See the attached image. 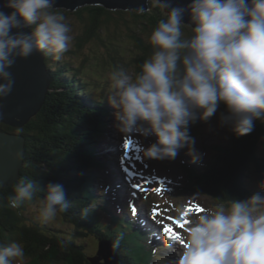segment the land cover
Masks as SVG:
<instances>
[{
	"label": "clouds",
	"instance_id": "clouds-1",
	"mask_svg": "<svg viewBox=\"0 0 264 264\" xmlns=\"http://www.w3.org/2000/svg\"><path fill=\"white\" fill-rule=\"evenodd\" d=\"M166 13L149 37L153 48L141 71L123 67L110 73L107 101L117 111V130L124 136H155L143 156L175 160L187 148L192 163L202 158L190 135V125L208 122L220 105L221 126L237 136L250 134L254 122L264 123V0H192L172 7L168 0H149ZM2 9H11L5 12ZM143 14L145 9H136ZM185 12L190 23H183ZM191 28L185 36L183 27ZM24 29H30L25 32ZM15 30V31H13ZM72 28L56 0H4L0 5V99L12 92L10 68L17 58L33 53L62 60L72 45ZM20 159V153H16ZM264 189V181L260 182ZM35 179L21 178L8 206L20 208L34 200L38 219L53 220L69 202L60 184L49 183L47 195ZM0 206H3L0 202ZM35 206V205H34ZM191 217L182 249L168 264H264V190L225 208H202ZM182 217L183 209H177ZM122 234L113 243L118 248ZM167 247L171 248L172 241ZM157 250H153L156 255ZM26 264L21 243L0 245V264Z\"/></svg>",
	"mask_w": 264,
	"mask_h": 264
},
{
	"label": "trees",
	"instance_id": "trees-1",
	"mask_svg": "<svg viewBox=\"0 0 264 264\" xmlns=\"http://www.w3.org/2000/svg\"><path fill=\"white\" fill-rule=\"evenodd\" d=\"M59 9L65 15L71 13L78 17L74 25L82 32L72 43L75 49H69L66 54L70 59L62 61L46 56L54 81L41 111L20 129L0 121V130L19 132L27 137V153L20 179H35L43 189L37 196L44 198L47 185L53 183L62 185L67 194L65 196L73 198L72 210L65 211L62 216V221L71 229L66 239L60 233L65 232L61 227L51 228V225L29 219L26 211L38 203L36 200L25 202L18 209L9 207L7 198L15 194L16 183L0 190V202L3 204L0 206V245L15 241L21 243L25 258L33 260L35 264H90L83 253L85 246L79 244L76 235H98L99 230H104V225L98 223L100 215L93 207L102 200L99 196L95 197L91 184L97 177L95 170H105V167L93 157V149L99 136L107 137L106 118L111 113L106 111L105 106L109 82L99 94L95 93L94 87L101 83V79L88 70L105 72L108 71L106 67L115 70L134 64L135 72L139 73L142 64L153 52L149 37L159 20L166 18V13L152 4L143 14L134 10L106 9L101 5H87L75 12ZM124 24L126 30L129 29L127 37L134 41L135 48L140 49L129 50L130 58H127L122 47L127 43L110 29L112 25L121 27ZM187 29L185 25L183 32ZM188 33L191 35V31ZM188 33L184 32V35L187 37ZM93 41L107 50L106 56L95 52L93 56L81 58L84 46ZM90 61L94 65L89 64ZM254 124L250 134L231 141L212 171L210 166L206 167L209 163L202 159L199 162H203L204 167L196 163L188 168L187 164L188 182L193 191L211 195L225 205L234 199L241 200L238 197L244 189L249 193L246 175L264 173V123L257 120ZM199 176L205 179L197 182ZM101 206L107 208L104 201ZM142 236L139 231L134 233L135 239H125L124 236L125 242L119 248L123 258L121 264H137L136 261H127L132 257L130 253L147 250Z\"/></svg>",
	"mask_w": 264,
	"mask_h": 264
},
{
	"label": "rangeland",
	"instance_id": "rangeland-1",
	"mask_svg": "<svg viewBox=\"0 0 264 264\" xmlns=\"http://www.w3.org/2000/svg\"><path fill=\"white\" fill-rule=\"evenodd\" d=\"M135 11V10H134ZM75 12V11H73ZM71 28H72V34L74 36L73 44L75 43V37H77L79 34H81V28H77L74 24L77 23L78 17L76 15H73L71 13L65 15ZM188 24V23H187ZM112 32L117 37H120V39L124 40L127 45H123V50L126 51L127 58L131 57V52L129 50H140L139 48L134 47V41L130 40L127 37V34L129 32V29L126 30L125 24L121 27H117L115 25L110 26ZM188 26L187 31H184L185 34L190 32L191 28ZM190 34L188 33V36ZM130 42V45H129ZM71 45L70 49L74 50L75 45ZM95 52H97L100 56H106L107 50L101 45L96 42H90L87 45L84 46L82 49L81 58H84V56H93L95 55ZM84 53V54H83ZM69 55V54H68ZM66 53L62 60L70 59ZM81 58H78V60H81ZM95 61H98L97 59ZM94 62V61H93ZM89 64L94 65L91 61ZM108 71L102 72L97 70H88L94 73L97 77L101 79V83H99L96 87H94L95 91H102V88L106 85V83H110V73L114 70H112L111 67H106ZM129 68V69H128ZM125 68L129 73H132L133 75L136 74L135 66ZM117 70V69H115ZM98 80V79H97ZM107 84L108 90H110V85ZM111 105V104H110ZM113 107V106H112ZM110 110H113L112 108ZM117 109L114 108L112 113H115ZM222 112H226L225 106L222 104L217 110V113L213 115V117L208 121H200L198 120L195 124L190 125V135L194 138L195 149L202 154V157L208 158L209 153V147L212 146L215 143H221L224 145H229L228 142L235 140L238 136L233 132V135L231 137V129L229 126H221L220 124V114ZM256 122V121H255ZM110 127H109V134L111 135L112 139L108 140L110 144L114 143V146L118 147L117 149V156L112 163L114 166L118 169V177L115 180V184H120V182H123L125 186L128 188V195L131 197L133 194L136 195L137 203L140 208V212L143 214L148 213V209L152 212L151 215L155 212L159 213L155 217L152 215L148 217L151 221L153 218H155L156 223L155 226L159 228L160 234L163 236L164 240L172 241V249L171 254H177L182 249V244L180 241L183 239V237L186 234V228L190 224L191 217L194 215H198L196 209L197 206L199 208H206L211 207L215 208L216 206L223 205L221 203H218V201H215L212 197H209L208 195L204 194H198L189 190H186V186L184 182H182L181 185L184 186V188L178 193H176V196L170 198L169 202L161 203L159 196H166L168 193L172 191V189H169V185L173 186L176 183L175 180L178 177L182 176L184 174V171L182 169V161L184 156H187V154H180L176 156L175 160H155V159H147L143 156V152L141 151L142 148H147L151 145V143H154L156 140L155 136H149V137H143L139 134H132L130 136H124L121 134L117 128L115 120V114L112 116L109 120ZM255 125V124H254ZM148 138V140L151 143H146L145 140ZM102 146H105V141L102 140L100 143ZM184 150V152L188 151L186 148L181 149ZM122 158V159H121ZM121 159V161H120ZM208 160L209 159H205ZM251 176H246L250 182L249 189H253L256 191L257 188L260 186V180L262 176L261 174L258 175L256 172L250 173ZM166 176V179H165ZM126 180L131 181L130 187L127 186ZM143 181V182H142ZM198 182H202L199 180ZM134 185H139L140 187H134ZM119 188L118 192L120 191L123 193V190ZM154 189H163L161 192L154 191ZM126 190V189H125ZM127 193V192H125ZM124 193V194H125ZM147 201L148 204H144V201ZM35 205V206H34ZM225 206V205H223ZM228 206H225L227 208ZM177 209H183V212L185 215L182 217L177 212ZM26 215L29 219L36 220L37 222H41L38 219L39 216V204L35 203L32 206H30L27 211ZM55 221V220H54ZM53 220L46 222V224H55L58 226H61L62 228L66 229L67 225L63 223H59L57 221L54 222ZM183 225L181 227L180 225ZM168 226L173 229V231L178 235L181 239L180 240H173L170 239L168 235H166L163 231L164 227ZM87 245L90 252H95L96 250V242L88 241ZM28 262V260H26ZM13 264H16L15 261H13ZM27 264H30L28 262Z\"/></svg>",
	"mask_w": 264,
	"mask_h": 264
},
{
	"label": "water",
	"instance_id": "water-1",
	"mask_svg": "<svg viewBox=\"0 0 264 264\" xmlns=\"http://www.w3.org/2000/svg\"><path fill=\"white\" fill-rule=\"evenodd\" d=\"M192 0H168L172 7H187ZM4 0H0V5ZM149 0H56V6L71 11L87 5H101L111 10H135L143 6L150 9ZM10 12L11 9H2ZM183 23H190L185 12ZM15 31V30H13ZM29 32L30 29H24ZM15 81L10 95L0 99V121L12 127L22 128L42 109L51 90L53 76L46 64V57L33 53L28 58H17L9 69ZM27 137L21 133L0 130V189L11 186L19 179L26 156ZM20 159H16V153Z\"/></svg>",
	"mask_w": 264,
	"mask_h": 264
},
{
	"label": "snow or ice",
	"instance_id": "snow-or-ice-1",
	"mask_svg": "<svg viewBox=\"0 0 264 264\" xmlns=\"http://www.w3.org/2000/svg\"><path fill=\"white\" fill-rule=\"evenodd\" d=\"M134 187H137L139 188L140 186L139 185H134ZM154 191H157V192H161L163 191V189H154ZM132 212L135 213L136 212V209L134 206H132ZM194 210H197V211H202L203 209L202 208H199V206L196 207V209ZM159 213L155 212L153 213V216L155 217L156 215H158ZM181 227H183V225L181 224L180 225ZM164 233L166 235L169 236L170 239H173V240H180L181 238L176 235V233L173 231V229L171 227H168V226H165L164 229H163Z\"/></svg>",
	"mask_w": 264,
	"mask_h": 264
},
{
	"label": "bare ground",
	"instance_id": "bare-ground-1",
	"mask_svg": "<svg viewBox=\"0 0 264 264\" xmlns=\"http://www.w3.org/2000/svg\"><path fill=\"white\" fill-rule=\"evenodd\" d=\"M125 182H126V181H125ZM126 184H127V182H126ZM127 186H128V185H127ZM65 197H66V196H65ZM66 198H67V201L69 202V198H68V196H67ZM113 227H115L116 229H119L117 226H114V225H113ZM153 230H154V228H153ZM154 232H155V230H154ZM155 238H156V237H155ZM162 255H163V254H162ZM170 255H171V256H170ZM167 256L170 257L171 259H175V258H176V256L174 257V255L171 254V253L168 254ZM131 258H133V257H131ZM162 259L167 261L166 257H164V258L162 257Z\"/></svg>",
	"mask_w": 264,
	"mask_h": 264
}]
</instances>
